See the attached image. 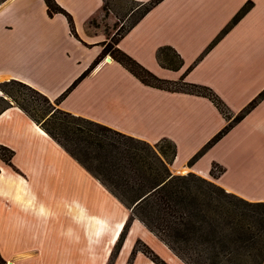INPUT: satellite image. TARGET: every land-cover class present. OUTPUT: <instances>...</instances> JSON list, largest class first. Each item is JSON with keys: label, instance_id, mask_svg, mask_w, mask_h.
Returning <instances> with one entry per match:
<instances>
[{"label": "crops", "instance_id": "crops-1", "mask_svg": "<svg viewBox=\"0 0 264 264\" xmlns=\"http://www.w3.org/2000/svg\"><path fill=\"white\" fill-rule=\"evenodd\" d=\"M56 1L72 15L74 31L46 0L0 3V80H20L51 99L150 0H133L139 3L123 15L112 8L103 13L106 0ZM247 2L250 8L206 51ZM166 45L181 54V67L161 63L157 52ZM117 46L162 78L210 86L232 118L264 89V0H160ZM58 106L152 143L170 138L176 170L189 168L249 200H264V98L190 166L231 119L207 95L146 83L107 52ZM0 143L15 150V166L0 157V264H107L130 209L15 104L0 113ZM215 161L227 165L218 176L211 173ZM98 216L107 223L100 233ZM134 220L113 264H127L138 235L169 264H188L149 227L136 233L142 221ZM132 264L158 263L138 251Z\"/></svg>", "mask_w": 264, "mask_h": 264}, {"label": "trees", "instance_id": "trees-1", "mask_svg": "<svg viewBox=\"0 0 264 264\" xmlns=\"http://www.w3.org/2000/svg\"><path fill=\"white\" fill-rule=\"evenodd\" d=\"M2 1L0 0V3ZM158 1L160 0H150L141 4L143 8L139 15L124 29L121 26L111 41L104 43L102 53L56 99L58 103L97 65L105 53L110 52L146 83L169 89H187L207 95L228 118H231L226 103L210 86L187 82L183 78L181 80L162 78L117 46L124 31ZM46 2L51 14L63 12L68 16L74 31L72 15L56 0H46ZM250 6L251 2H247L235 14L206 51L243 16ZM166 50L172 51L177 59L174 60V56L168 53L164 56ZM157 55L163 65L171 68H179L184 62L181 54L170 45L160 47ZM192 66L190 65L188 69ZM13 80L16 79L12 78L3 83ZM4 91L11 94L6 88ZM2 98L5 104L0 107V113L13 105L9 98L4 96ZM263 98L264 89L190 158V164L194 163ZM22 107L26 106L22 105ZM60 109L70 115L71 119L65 122L59 120L54 111L42 123L31 116L71 155L98 177L130 209L131 214L140 218L188 264H261L264 262V200H249L193 171L186 174L173 173L170 164L177 154V145L170 138L161 139L167 142L165 147L159 141L152 143L105 123ZM74 118V123H69ZM48 120L60 127V131H56L51 124L46 125L44 122ZM0 147L8 152L7 155L0 153V157L15 166L12 160L15 150L3 143H0ZM215 164L220 166L219 173L215 174L213 166L211 173L218 176L225 168L219 162H213V165ZM153 254L152 259L158 264H169L155 251ZM131 259L127 264H132ZM0 261H4L1 253Z\"/></svg>", "mask_w": 264, "mask_h": 264}, {"label": "rangeland", "instance_id": "rangeland-1", "mask_svg": "<svg viewBox=\"0 0 264 264\" xmlns=\"http://www.w3.org/2000/svg\"><path fill=\"white\" fill-rule=\"evenodd\" d=\"M138 2L135 1H131V0H106L105 1V8L103 7V13H106L109 11V8L114 9L118 14H124L127 13L129 11V9L131 7H133L134 5H137ZM143 5H141L140 7H138L130 16L127 20H125L122 29H124L125 27H127L138 15L139 13L142 11ZM233 19V18H232ZM97 19L93 18L90 20V23H96ZM231 22V21H230ZM229 22V23H230ZM228 25V24H227ZM226 25V26H227ZM225 26V27H226ZM170 54L171 56L173 55V52L170 50H166L164 52V56L166 54ZM174 56V55H173ZM177 58L174 56V60H176ZM10 80V79H9ZM3 81L6 80H0V107L5 104V100L2 98V96H7L6 98H9L11 101H13V104L21 107L24 111H26L30 116H34L37 121L39 122H43L45 120V118L47 116H49L53 111L56 115L57 118H59V120H64L68 121V119H71V116L66 114L63 110L60 109V107L58 106V102L56 99H51L47 96H45L44 94L40 93L39 91L35 90L34 88L28 86L27 84H24L22 82H19L18 80H13V81H9L7 83H3ZM4 88H6L7 90H9V93H7L6 91H4ZM26 106L25 108L22 107ZM31 116V117H32ZM34 119V118H33ZM35 120V119H34ZM36 121V120H35ZM75 118L70 120L69 123H74ZM78 121V120H77ZM46 125L51 124L53 126V128L56 129V131H60V127L56 126L55 124H53L52 121H45L44 122ZM159 143L162 146L167 147V142L164 140H159ZM0 153H2V155H7L8 152L7 150L3 149L0 147ZM226 156L232 157V153L229 152L228 150H226ZM226 159V158H225ZM189 166L192 165L190 164V162H188ZM188 164L185 165L186 167H188ZM170 164V168L172 170L173 173H177V174H186L190 171H193L189 168H184L182 170H180L179 167L178 170H176L175 167H173V165ZM223 167L226 169L227 165L226 164H222ZM213 166V171L216 172L215 174L219 173V169L220 166L219 165H213L211 164V168ZM201 176H204L202 173H199L197 171H193ZM206 177V176H204ZM208 178V177H206ZM211 179V178H209ZM213 180V179H212ZM129 217L127 218V224L126 226L124 225V230L122 232V234L120 235V238L118 239V241L116 242L115 246L113 247V250L111 252V255H109V260L107 264H113L114 261L116 260V258L119 256L120 253V249H121V245L129 231V229H131L133 222L135 221V219H137L138 217L135 216L134 214H131V211H129ZM102 219L104 221L103 224H101L100 220L98 219ZM140 219V218H139ZM141 220V219H140ZM142 221V220H141ZM97 222H99L98 224V229H99V233L100 230L103 229V225L107 224L105 218L98 216L97 217ZM135 232L136 233H140L144 231H148V226H146V224L142 221H136V226H135ZM156 234V233H155ZM113 235V234H112ZM112 241V236L110 239V244ZM133 248L131 250V253L129 255V258L132 259L136 256V253L138 251H142L143 254H145V256L150 257L152 259L153 257V251H155V249L151 246V244L149 243V241H147V239H145L144 237H141V235H138L133 242ZM157 253V251H155ZM131 259V260H132ZM155 261V260H154ZM156 262V261H155Z\"/></svg>", "mask_w": 264, "mask_h": 264}, {"label": "water", "instance_id": "water-1", "mask_svg": "<svg viewBox=\"0 0 264 264\" xmlns=\"http://www.w3.org/2000/svg\"><path fill=\"white\" fill-rule=\"evenodd\" d=\"M109 58H110V56H109ZM5 97H7V96H5Z\"/></svg>", "mask_w": 264, "mask_h": 264}, {"label": "bare ground", "instance_id": "bare-ground-1", "mask_svg": "<svg viewBox=\"0 0 264 264\" xmlns=\"http://www.w3.org/2000/svg\"><path fill=\"white\" fill-rule=\"evenodd\" d=\"M13 264V263H12Z\"/></svg>", "mask_w": 264, "mask_h": 264}]
</instances>
